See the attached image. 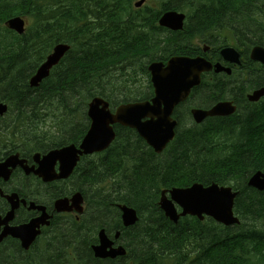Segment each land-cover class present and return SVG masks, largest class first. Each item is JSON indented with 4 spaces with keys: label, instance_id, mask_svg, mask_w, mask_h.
I'll return each mask as SVG.
<instances>
[{
    "label": "trees",
    "instance_id": "16d2710c",
    "mask_svg": "<svg viewBox=\"0 0 264 264\" xmlns=\"http://www.w3.org/2000/svg\"><path fill=\"white\" fill-rule=\"evenodd\" d=\"M135 1L0 0V104L12 110L11 120L24 139L31 133L32 151L78 143L87 129L79 119L85 121L82 111L90 99L110 100L109 95L117 96L121 89L131 91L129 77L137 67L145 72L146 61L178 55L188 35L229 26L239 40H251L257 34L250 29V22L258 23L254 12L264 10V0H155L158 8L140 10L133 8ZM170 10L186 14L182 33L158 27L160 15ZM12 18L25 20L23 35L6 27ZM61 44L69 51L48 78L30 87L37 69ZM119 96L121 103L147 97ZM234 118L179 130L162 159L145 151L133 131L117 127L112 147L83 159L76 173L79 190L94 212L83 224L89 234L84 244L94 241L95 228L108 226L122 233L128 252L104 264H264V192L246 186L251 175L264 174V114L250 124ZM47 119L51 130L41 126ZM194 182L237 191L234 212L240 224L223 227L190 217L169 222L157 206L160 190ZM117 203L135 209L136 225L125 229L111 217ZM90 217L99 218V223ZM82 252L84 260L63 256L61 264L94 261L88 247Z\"/></svg>",
    "mask_w": 264,
    "mask_h": 264
},
{
    "label": "flooded vegetation",
    "instance_id": "af4514ba",
    "mask_svg": "<svg viewBox=\"0 0 264 264\" xmlns=\"http://www.w3.org/2000/svg\"><path fill=\"white\" fill-rule=\"evenodd\" d=\"M252 39L245 42L236 39L229 42L222 36L209 32L202 35L191 34L183 42L185 54L179 53L167 57L184 56L186 58H202L210 63L211 69L201 74V84L191 90L190 97L179 104L173 119L177 122L178 130H187L193 124L191 110L195 107V95H203L202 100H212V106L218 102H230L236 108L240 122L246 123L254 112H264V97L258 102L249 101V97L264 88V65L251 59L254 48L264 50V30L256 32ZM179 42L178 38L176 39ZM178 43L174 47H178ZM232 48L238 55L239 63L226 59L221 55L223 48ZM179 52V51H178ZM167 59V60H168ZM165 60V59H163ZM159 60L165 64L167 61ZM222 70L216 72L215 66ZM147 68V66H146ZM131 75L130 82L134 84L129 95H154L150 82L148 68ZM135 91V92H133ZM150 96L145 101H150ZM1 103V102H0ZM211 107L205 108L206 110ZM8 108V107H7ZM12 110L2 109L0 113V264H50L51 258H59L73 249H80L82 236L72 235L56 238L51 245L54 234L60 232L59 227H65L63 217L71 216L73 226L77 223L75 213L56 214L54 204L61 199H68L79 191L78 183L68 188V181L43 183L33 176L31 168H37L36 155L42 158L46 152L31 151V136L24 139L17 124L13 123L10 114ZM234 120L233 116L229 118ZM192 121V122H191ZM6 126V127H5ZM3 130V131H2ZM260 130H264L261 128ZM152 151V150H151ZM153 152V151H152ZM58 166H55V171ZM31 204L45 208L50 217L49 226L39 227V236L31 243V221L41 215L40 211L31 208ZM63 219V220H58ZM66 233V230H63ZM82 233V231H78ZM116 231L113 232V237ZM67 240H70L67 243ZM76 240L77 245L73 244ZM91 245H88L90 250ZM55 249L56 254H52ZM82 250V249H81ZM61 251V252H59ZM59 252V253H58Z\"/></svg>",
    "mask_w": 264,
    "mask_h": 264
},
{
    "label": "water",
    "instance_id": "95a60500",
    "mask_svg": "<svg viewBox=\"0 0 264 264\" xmlns=\"http://www.w3.org/2000/svg\"><path fill=\"white\" fill-rule=\"evenodd\" d=\"M145 0L135 4L136 8L142 6ZM185 16L177 12H166L159 19V26L170 31H180L183 28ZM7 27L22 34L24 32V22L21 19H11L6 23ZM68 51L65 45H59L53 49L31 78L30 85L36 87L45 79L49 70L56 66L64 54ZM261 51V52H260ZM232 49H224L221 55L226 59L236 62L237 57ZM251 57L264 63V51L256 48L252 51ZM219 68V66H216ZM151 75V83L154 96L150 102H141L119 106L115 113H110L108 103L102 99H93L87 109V116L90 119V127L82 139L78 149L70 145L61 150L50 152L40 162L39 173L44 181L66 178L75 167L79 156L91 155L106 150L115 138L113 125H120L134 129L139 137L150 146L155 153H161L166 145L174 139L176 122L172 120L173 109L183 102L193 87L199 85V75L210 70V64L205 60L172 58L164 68L160 63H153L148 68ZM219 71V69H218ZM264 95V90L256 92L249 98L255 102ZM5 107L0 106V113ZM234 107L230 103H219L209 111L193 110L191 112L195 123L200 124L207 117H224L234 113ZM59 163V175L56 176L53 167ZM248 186L258 191L264 190V175L260 172L251 177ZM166 192L161 193L159 202L160 209L165 216L176 223L179 217L187 214L197 216L202 219V215L213 218L218 223L226 226L238 223L233 218L232 206L236 193H232L229 188H218L212 185L203 188L201 185H193L188 189H172L169 191L170 200L165 197ZM177 203L183 210L177 215L172 202ZM78 200L77 203H79ZM62 209V208H61ZM123 212L122 220L125 227L132 226L136 222V215L133 210L120 208ZM100 246L95 247L96 257H115L123 252H106L108 242L103 232L99 234ZM112 252V253H111Z\"/></svg>",
    "mask_w": 264,
    "mask_h": 264
},
{
    "label": "rangeland",
    "instance_id": "374dc122",
    "mask_svg": "<svg viewBox=\"0 0 264 264\" xmlns=\"http://www.w3.org/2000/svg\"><path fill=\"white\" fill-rule=\"evenodd\" d=\"M157 3H158V2H157ZM157 3H156L155 1H151V2L148 1L147 5L152 6V7H154V8H155V7L157 8V7H158ZM225 34L228 35L227 32H224V33H223L224 36H226ZM123 91H125V90H122V92H123ZM117 96H119V95H117ZM117 96H110V95H109V98H110V100L113 101V102H117V101L119 102V101L121 100V97L119 96V98H118ZM83 110H84V111H82V113L85 114V109H83ZM79 123H81V124H84V123H85V124H86V121H84V120H82V119H79ZM41 126H43L45 130H51V129H52V128H51V123H50L49 119L45 120V123L42 124ZM40 138H41V140H44V138H43L42 136H41ZM83 228H84V225H83V227H81V228L78 230V231H82V233H79V235H83V238H82V244H81V246H80V249H83V250L85 249V250H86L88 246L84 244V239H88V238H89V234L86 233V230L83 231ZM78 231H77V232H78ZM84 233H86L87 236H86V234H85V236H84ZM94 235H96V234H94Z\"/></svg>",
    "mask_w": 264,
    "mask_h": 264
},
{
    "label": "bare ground",
    "instance_id": "6f19581e",
    "mask_svg": "<svg viewBox=\"0 0 264 264\" xmlns=\"http://www.w3.org/2000/svg\"><path fill=\"white\" fill-rule=\"evenodd\" d=\"M1 107H5L7 108V106L5 104H0ZM6 127V126H5ZM3 131V130H2ZM178 189H181V188H178ZM93 257V256H92ZM94 259V258H93Z\"/></svg>",
    "mask_w": 264,
    "mask_h": 264
}]
</instances>
